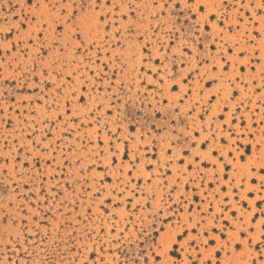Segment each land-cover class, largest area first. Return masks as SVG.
<instances>
[{
  "label": "rangeland",
  "instance_id": "374dc122",
  "mask_svg": "<svg viewBox=\"0 0 264 264\" xmlns=\"http://www.w3.org/2000/svg\"><path fill=\"white\" fill-rule=\"evenodd\" d=\"M90 3L0 0V264H264V0Z\"/></svg>",
  "mask_w": 264,
  "mask_h": 264
},
{
  "label": "snow or ice",
  "instance_id": "6c2138e0",
  "mask_svg": "<svg viewBox=\"0 0 264 264\" xmlns=\"http://www.w3.org/2000/svg\"><path fill=\"white\" fill-rule=\"evenodd\" d=\"M30 2H31V0H29V3ZM99 3H100V0H91V3L88 5L89 12L91 13L93 11V5L98 6ZM107 4L110 5L111 4V0H107ZM262 6H264V5H262ZM81 7H83V5ZM73 19H74V17H73ZM92 19H94L96 21L97 25H98L103 19H105V17L104 16H99L98 18L97 17H92ZM73 27L76 29L77 33L80 32L79 24L74 23ZM237 247L239 248L240 246L237 245Z\"/></svg>",
  "mask_w": 264,
  "mask_h": 264
}]
</instances>
